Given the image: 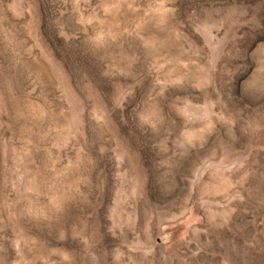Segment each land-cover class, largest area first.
I'll return each mask as SVG.
<instances>
[{
	"label": "rangeland",
	"instance_id": "1",
	"mask_svg": "<svg viewBox=\"0 0 264 264\" xmlns=\"http://www.w3.org/2000/svg\"><path fill=\"white\" fill-rule=\"evenodd\" d=\"M0 264H264V0H0Z\"/></svg>",
	"mask_w": 264,
	"mask_h": 264
}]
</instances>
